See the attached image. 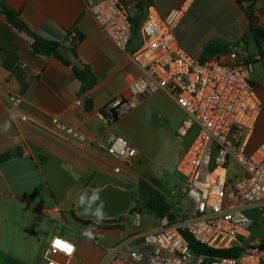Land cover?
Segmentation results:
<instances>
[{
    "label": "crops",
    "instance_id": "obj_1",
    "mask_svg": "<svg viewBox=\"0 0 264 264\" xmlns=\"http://www.w3.org/2000/svg\"><path fill=\"white\" fill-rule=\"evenodd\" d=\"M179 1L122 0L133 27L127 52L143 43L141 29L150 10L165 16ZM0 5V156L13 155L0 163V264H45L44 253L56 235L75 244L72 264H101L117 244H135L144 232L158 227H152L155 218L149 214L148 221L141 216L140 227L127 221L130 213L115 221L97 218L89 223L72 215L77 214V201L85 188L128 189L122 180L138 182L148 172L147 167L135 168L141 156L138 147L132 145L137 155L124 164L95 142L105 132L114 134L121 117L109 121L102 111L115 95L126 92L125 78L139 75V69L101 31L84 0H0ZM3 7L16 14L28 31L73 49L84 66L80 71L89 70L92 84L88 80L90 86L84 88L72 64L35 53L28 31L8 22ZM253 11L252 23L241 0H188L174 35L184 50L201 61L222 54L232 64L235 60L229 54L234 51L240 58L258 57L252 84L263 112L251 141V147H256L264 143V6L260 0ZM11 96L22 101L15 104ZM54 117L94 140L77 142L53 124ZM114 166H120L122 173H115ZM151 175L163 179L172 174L154 169Z\"/></svg>",
    "mask_w": 264,
    "mask_h": 264
},
{
    "label": "built area",
    "instance_id": "obj_2",
    "mask_svg": "<svg viewBox=\"0 0 264 264\" xmlns=\"http://www.w3.org/2000/svg\"><path fill=\"white\" fill-rule=\"evenodd\" d=\"M84 2L101 31L139 69V75L125 78L126 92L115 95L106 107L107 120L113 115L120 118L145 98L164 92L185 113L178 135L185 137L196 129L176 165L184 178L182 196L191 202V208L179 206L175 221L168 216L161 219L157 228L144 232L135 244H117L101 264H264V244L250 241L253 213L264 217V143L251 147L263 112L252 84L258 57L244 59L234 51L229 57L235 62L228 64L222 54L201 61L184 50L174 30L188 8V0L179 1L165 16L150 10L141 29L143 43L128 53L133 27L122 0ZM243 5L248 11L252 2L245 0ZM10 100L15 104L22 101L17 96ZM52 122L79 143L94 140L57 117ZM95 142L120 163L128 164L137 155L131 143L111 132L103 133ZM231 166L235 169L229 173ZM113 170L122 173L120 166ZM130 214L133 225L140 227L141 214ZM184 234L210 248H240L239 254H197ZM55 239L75 250L69 254L54 247ZM75 252L72 241L53 236L44 253L45 264H72Z\"/></svg>",
    "mask_w": 264,
    "mask_h": 264
},
{
    "label": "rangeland",
    "instance_id": "obj_3",
    "mask_svg": "<svg viewBox=\"0 0 264 264\" xmlns=\"http://www.w3.org/2000/svg\"><path fill=\"white\" fill-rule=\"evenodd\" d=\"M183 118L181 109L175 105L172 98L166 93L159 92L145 98L134 109L123 115L119 124L115 125L113 133L139 148L141 156L135 168L141 170L147 167L148 169L138 182L122 180L121 185L145 197L162 193L175 209L180 210L178 206L180 205L189 210L191 202L181 194L184 178L177 173L176 165L195 135L196 129L185 137L179 136L178 128ZM154 169L162 172L170 171L172 175L158 179L151 175ZM233 169L235 166L229 167L228 172L231 173ZM143 215L148 221V214H141L142 217ZM253 216L254 224L251 228L250 241L264 244V217L258 213H253ZM154 218L155 223L152 227H157L160 219L155 216ZM126 219L133 223V217H126ZM69 232H71L70 229Z\"/></svg>",
    "mask_w": 264,
    "mask_h": 264
},
{
    "label": "trees",
    "instance_id": "obj_4",
    "mask_svg": "<svg viewBox=\"0 0 264 264\" xmlns=\"http://www.w3.org/2000/svg\"><path fill=\"white\" fill-rule=\"evenodd\" d=\"M244 2L245 0H241ZM252 2V5L250 6L248 12L249 19L253 23L254 21V11H253V5L255 2L259 0H249ZM2 12L6 15L8 22L13 23L14 20L16 19V14L11 12L8 8L3 7ZM138 32V30L134 31V33ZM29 35L32 37V49L34 50L35 53L42 54V55H53L59 60H61L65 65L72 66L70 62L67 60L63 59L59 54H58V48L60 47V44L56 41L53 40H48L45 38H42L38 34H36L33 31H28ZM255 41L259 45V41L256 39L254 36ZM72 70L75 74V76L80 80L82 83H84V88H88L90 85H87L88 80H92V76L89 72L88 69H86L84 72H81L77 68L72 66ZM93 80L91 81L92 84ZM104 116L105 114V109L102 111ZM119 117L116 115L112 116L111 121H117ZM13 155L10 153H5L0 156V163L2 161L8 160L12 157ZM132 204L134 205L132 210H130L129 213L133 212H139L140 214H149V215H154L158 219H163L169 215L175 216V218L179 215V209H175L172 203H170L167 199V197L162 194L158 193L149 197L145 196H140L138 197L137 200L132 201ZM175 209V210H174ZM73 217L75 218L76 221L82 222V223H89L93 220L91 219H82L80 218L75 212H72ZM112 221H115L117 219H110ZM186 239L189 242L190 248L193 252L197 254H207V255H214V256H220V257H234L239 254L240 248H234L231 250H218L214 248H210L208 246H205L199 242H197L193 237H191L189 234H184Z\"/></svg>",
    "mask_w": 264,
    "mask_h": 264
},
{
    "label": "water",
    "instance_id": "obj_5",
    "mask_svg": "<svg viewBox=\"0 0 264 264\" xmlns=\"http://www.w3.org/2000/svg\"><path fill=\"white\" fill-rule=\"evenodd\" d=\"M260 2L264 6V0ZM13 24L20 30L28 31L19 18L15 19ZM58 54L78 70H84V66L73 49L60 45ZM138 197L137 193L114 185H107L97 190L85 188L78 198L76 211L82 219H117L130 212L132 201L137 200ZM168 218L172 222L175 221L173 215H169Z\"/></svg>",
    "mask_w": 264,
    "mask_h": 264
},
{
    "label": "snow or ice",
    "instance_id": "obj_6",
    "mask_svg": "<svg viewBox=\"0 0 264 264\" xmlns=\"http://www.w3.org/2000/svg\"><path fill=\"white\" fill-rule=\"evenodd\" d=\"M56 247L62 249L63 251H65L67 253L71 252V247L69 245L65 244L63 241H57Z\"/></svg>",
    "mask_w": 264,
    "mask_h": 264
},
{
    "label": "clouds",
    "instance_id": "obj_7",
    "mask_svg": "<svg viewBox=\"0 0 264 264\" xmlns=\"http://www.w3.org/2000/svg\"><path fill=\"white\" fill-rule=\"evenodd\" d=\"M8 127H9V125L5 124L4 125V130L7 131ZM97 222L99 223L100 221L98 220ZM85 235H89L90 236L91 235V232H86ZM57 241H61V240L60 239H55L54 240V243H53V246L54 247H56V242ZM65 244H67V245H69L71 247V252L69 253V254H71L75 250L74 247L71 244H68V243H65Z\"/></svg>",
    "mask_w": 264,
    "mask_h": 264
}]
</instances>
